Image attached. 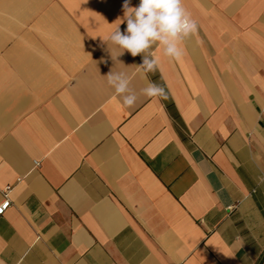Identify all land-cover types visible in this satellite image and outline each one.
<instances>
[{
	"label": "crops",
	"instance_id": "crops-1",
	"mask_svg": "<svg viewBox=\"0 0 264 264\" xmlns=\"http://www.w3.org/2000/svg\"><path fill=\"white\" fill-rule=\"evenodd\" d=\"M123 3L0 0V264H264V0H182L179 60Z\"/></svg>",
	"mask_w": 264,
	"mask_h": 264
},
{
	"label": "clouds",
	"instance_id": "clouds-1",
	"mask_svg": "<svg viewBox=\"0 0 264 264\" xmlns=\"http://www.w3.org/2000/svg\"><path fill=\"white\" fill-rule=\"evenodd\" d=\"M123 22L126 29L121 32L119 25L103 43H112L123 49L133 57L146 53L154 44L159 42L164 46V55L179 60L183 52L179 46L182 39L197 31V22L182 4V0H140L136 6H131V0H124L122 5ZM146 73L154 72L158 67L156 58L150 59L148 55L142 57L139 65ZM107 83L111 85L115 93L122 95L128 89L129 81L123 74H117L110 70L106 75ZM143 94L147 97H159L167 99V92L159 84L149 82L144 88ZM135 95L123 97V104L131 107L135 104Z\"/></svg>",
	"mask_w": 264,
	"mask_h": 264
},
{
	"label": "built area",
	"instance_id": "built-area-1",
	"mask_svg": "<svg viewBox=\"0 0 264 264\" xmlns=\"http://www.w3.org/2000/svg\"><path fill=\"white\" fill-rule=\"evenodd\" d=\"M35 165H37L35 163ZM11 187L10 186H6L3 190V197H4V200L3 202L0 204V216L3 215V213L9 208L10 206V201L7 197V194L8 192L10 191ZM229 210H232V207L229 208Z\"/></svg>",
	"mask_w": 264,
	"mask_h": 264
}]
</instances>
